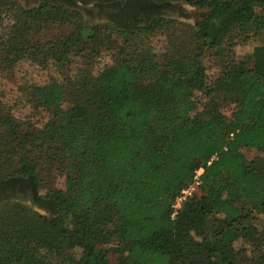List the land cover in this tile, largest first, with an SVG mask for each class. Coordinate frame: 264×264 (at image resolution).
<instances>
[{
    "label": "trees",
    "instance_id": "1",
    "mask_svg": "<svg viewBox=\"0 0 264 264\" xmlns=\"http://www.w3.org/2000/svg\"><path fill=\"white\" fill-rule=\"evenodd\" d=\"M130 1L157 15L102 23L122 38L112 64L20 87L33 115L48 114L38 130H24L0 95V187L17 186L0 195V264H264V230L254 222L264 214V0ZM174 1L209 9L186 25L190 39L161 54L129 46L142 31L178 24L162 15ZM71 5L21 6L7 28L0 16V55L63 66L101 25ZM43 16H71L74 30L34 40L32 22ZM236 29L262 40L240 59L228 42ZM212 55L220 68L209 78ZM245 149L258 154L248 158ZM201 165L199 190L172 218L173 200ZM45 168L60 170L65 188L47 189ZM18 192L50 214L10 198ZM240 238L258 252L246 263Z\"/></svg>",
    "mask_w": 264,
    "mask_h": 264
},
{
    "label": "rangeland",
    "instance_id": "2",
    "mask_svg": "<svg viewBox=\"0 0 264 264\" xmlns=\"http://www.w3.org/2000/svg\"><path fill=\"white\" fill-rule=\"evenodd\" d=\"M174 6L164 8L163 12L178 24L167 25L162 29H156L151 32L142 31L134 37L129 46L134 45L140 49H151L158 54L169 52L172 44L177 42H186L190 39V28L186 25H193L197 20L201 19L209 11L207 7H199L189 4L185 1H174ZM32 3L23 0H11L9 5L0 7V16L2 25L9 27L19 16L21 6L31 7ZM70 9L78 8L76 6H68ZM82 12V20L88 21L89 24H101L96 28V38L86 45L81 44L84 49L80 54L70 57L68 61L61 66L50 63L46 66H38L28 59L19 58L16 54L3 51L0 55V95L1 99L11 108L16 122L22 125L24 130H38L42 122L45 121L47 113L42 111L40 114L33 115V106L26 101L25 94L20 91V87L29 82L46 83L53 80H63L65 77H73L80 67L90 64L94 71L102 68L104 65L113 63V54L122 45V38L117 36V33L112 30V27L107 28L102 23L108 21L106 16L87 15L84 10ZM65 16V15H64ZM53 19L51 16H43L39 20L32 22L30 29V37L34 40L38 39L42 42H55L59 36H67L74 30V25L71 23V16ZM228 42L233 44V54L235 59H240L244 55L251 53L255 47L262 42L261 37L253 36L251 32H239L234 30ZM127 46V47H129ZM126 52V51H125ZM205 65L209 78H213L219 72L220 64L216 56H207ZM200 92H196V98L200 99ZM232 109L230 103L222 104V111L228 115ZM30 119V120H28ZM244 153L248 158H254L258 152L255 149H245ZM44 168V167H43ZM41 177L43 184L49 188H65V176L56 168L49 170L42 169ZM44 189V190H47ZM19 202L27 204L34 211L43 214L50 212L38 203H35L27 194L23 192L17 193V198L10 197ZM5 203V202H2ZM192 226L200 225V217L191 216ZM255 224L258 229L264 230V214L257 213ZM235 248L239 260L246 263L257 256L258 252L254 251L252 244L242 238L235 241ZM76 255L80 254V249H75Z\"/></svg>",
    "mask_w": 264,
    "mask_h": 264
},
{
    "label": "flooded vegetation",
    "instance_id": "3",
    "mask_svg": "<svg viewBox=\"0 0 264 264\" xmlns=\"http://www.w3.org/2000/svg\"><path fill=\"white\" fill-rule=\"evenodd\" d=\"M25 2L32 3V6L40 5L45 1L49 2H64L66 0H23ZM74 4V6L81 8L87 15L106 16L108 20H123L124 22L133 24L139 20H146L148 16H155L157 14L146 15L147 11L150 13V9L144 11L137 5L135 1L130 0H67ZM79 1L80 3H78ZM166 16L165 14H162ZM168 16V15H167ZM17 188H11L9 185H2L0 187V195L5 196L14 192Z\"/></svg>",
    "mask_w": 264,
    "mask_h": 264
},
{
    "label": "built area",
    "instance_id": "4",
    "mask_svg": "<svg viewBox=\"0 0 264 264\" xmlns=\"http://www.w3.org/2000/svg\"><path fill=\"white\" fill-rule=\"evenodd\" d=\"M218 154L215 153L206 163V165H209L212 163L213 160L217 159ZM204 165H201L199 168H197L194 172V175L192 179L187 183L185 187L182 188L181 192L175 197V199L172 202V212L171 217L175 218L178 212L183 207L184 203L193 196L200 188L202 180L201 176L204 172Z\"/></svg>",
    "mask_w": 264,
    "mask_h": 264
},
{
    "label": "water",
    "instance_id": "5",
    "mask_svg": "<svg viewBox=\"0 0 264 264\" xmlns=\"http://www.w3.org/2000/svg\"><path fill=\"white\" fill-rule=\"evenodd\" d=\"M78 3H80L79 1H77Z\"/></svg>",
    "mask_w": 264,
    "mask_h": 264
}]
</instances>
